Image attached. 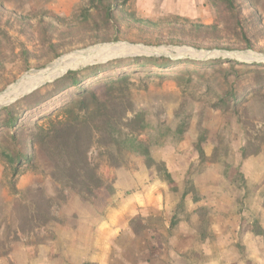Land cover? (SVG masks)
Segmentation results:
<instances>
[{
	"label": "rangeland",
	"instance_id": "obj_1",
	"mask_svg": "<svg viewBox=\"0 0 264 264\" xmlns=\"http://www.w3.org/2000/svg\"><path fill=\"white\" fill-rule=\"evenodd\" d=\"M90 1L0 0V93L20 82L34 81L64 56L74 57L70 66L76 65L80 59L93 62V65L124 59L118 66L102 71L100 77L94 79L89 76L86 80L101 103L107 107H125L126 118L138 112L144 113L150 129L156 130L162 125L172 131L182 125L185 131L182 140L186 134L195 155L194 146L200 135L205 138L201 144L204 151L213 146L211 155L206 156L204 161L201 162L197 154L196 159L189 162L185 174L177 177L179 181L172 180L170 184L156 173L168 191L164 199L168 202L167 208L160 210V207H155L151 203V193L141 189L137 213L134 216L127 213L133 216L127 227L133 233L136 231L138 249H148L146 237L150 230H165L168 222L166 231L170 235L180 222L193 225L189 217L196 211L198 236L203 240L210 231L209 220L218 213H224H213L209 207L194 210L198 207L196 202L206 201L216 194L215 199L231 202L235 211L241 212L253 201L256 184H248L240 170L245 158H250V161L264 158V90L249 94L246 102L236 107L235 115L231 112L232 107L221 106L220 97L233 81H238L236 86L239 91L251 89L255 75L247 69L235 66L233 69L238 71V80L230 76L229 84L225 85L223 79L229 69L227 64L219 67L189 66V70L182 65L173 66L162 69L165 77L159 78L156 74L159 68L131 67L128 59L164 57L173 62L184 59L201 62L229 60L216 55L204 59L201 54L189 50L199 53L249 51L264 55V0H239V11L232 13L213 7L208 0H127L125 5L113 11L109 21L96 10H91L90 16L82 19L81 14L89 7ZM137 19L145 22L137 23ZM195 25L208 28L197 29ZM139 46L171 48L164 52L171 55H180L177 52L180 48L189 50L187 56L174 59L142 52ZM89 48L92 49L87 57L72 54ZM106 59L108 61L102 63ZM229 61L239 62L235 59ZM254 63L264 65L263 62ZM89 66L92 64L88 63L79 70ZM113 70L115 73H112ZM58 72L61 71L57 69L53 73L56 75ZM125 73L129 77L117 85L111 86L109 81H105V77ZM84 74L88 75L87 72ZM51 83L37 89L39 98L35 101L46 100L36 106L42 107L38 112L32 110L25 113L22 128L0 132V149L5 147L11 152H31L29 139L24 135H28L32 122L55 107H75L64 104L69 99L77 101L78 98L71 96L74 92L52 96L54 90ZM166 138L162 146L151 150L157 162H161L157 158L163 151L167 150L166 154L170 157L179 153L177 138L171 134ZM243 147L247 153L245 158L241 157ZM101 153V149L93 146L88 153L89 159L97 167L98 176L113 193L116 170L123 169L131 174L144 168L142 161L136 157H130L125 167L112 168ZM177 160L174 158L176 164ZM252 163L249 164V171L254 173L257 164ZM51 171L50 162L37 147L32 163L23 165L16 175L0 158V264H58L55 259L57 252L67 247L73 250L74 260H81L82 253L75 248L85 241L73 240L71 233L82 232L83 235L82 227L88 217L97 215L93 212L109 216L112 213L109 207L116 208L115 203L127 200L132 194V190H125L119 201H112L111 204L105 198L98 201L95 191L90 196H82L54 182ZM125 181L128 182V178ZM259 183L264 184V176ZM209 186H216V190H211ZM200 187L205 191L201 192ZM184 193V200L181 201V194ZM173 217L177 222L170 228ZM130 243L127 236L120 240L121 249L117 253L121 259L133 260ZM185 259L189 264L202 262L200 254L193 250L185 254ZM115 264H121L120 260Z\"/></svg>",
	"mask_w": 264,
	"mask_h": 264
},
{
	"label": "trees",
	"instance_id": "obj_2",
	"mask_svg": "<svg viewBox=\"0 0 264 264\" xmlns=\"http://www.w3.org/2000/svg\"><path fill=\"white\" fill-rule=\"evenodd\" d=\"M127 0H91L89 7L82 12V19L90 16L91 10L102 13L106 21L112 18L114 10L125 5ZM208 2L218 9L228 12L239 11V0H208ZM137 23L145 21L136 20ZM197 29H207L203 25H195ZM246 39V38H245ZM249 46V42L245 40ZM229 50V48H225ZM124 59L109 61L105 64L92 65L77 71H68L62 77L53 81L50 86L54 90L52 96H57L67 92H74L77 101L68 100L65 105L71 104L75 107H55L48 111L43 117L37 118L32 122L28 131L31 152L9 151L5 147L0 149V158L9 166L13 174L23 165H30L33 161L35 148L45 155L51 164V179L78 195L90 196L95 190L105 188L112 193V189L102 181L97 174V167L90 162L89 151L93 146L102 150V156L106 159L108 165L112 168L125 167L130 157H136L142 161L146 169H154L164 181L173 183L170 174L167 172L163 162H157L151 155V150L155 146H162L166 142V137L171 134L182 140L184 134L183 126L178 125L174 130L162 127L150 129L145 119L144 113H135L131 118H126L125 107H107L101 103L93 91L88 87L86 80L89 76L96 79L100 77L101 72L118 66ZM131 67L146 68L153 66L159 68L156 74L159 78H164V68L173 66H183L184 69L210 66L219 67L227 64L229 69L224 74L223 82L229 84V77L234 76L238 80V71H234L235 66L247 69L249 73L255 75L252 79L251 89L249 91L238 90L236 81H233L229 88L224 90L220 97L222 107H232V113L237 115L236 107L243 105L249 94L264 90V65L255 63H240L237 61L214 59L207 62L193 61L189 59L171 61L164 57H133L128 59ZM84 72H87L86 76ZM171 72V71H169ZM112 73H115L113 70ZM129 74L114 75L105 77V81L113 86L125 81ZM37 90L24 96L8 107L0 109V132L16 130L23 127V122L27 112L38 110L43 99L39 98ZM64 105V106H65ZM27 106V107H26ZM151 130V133H150ZM155 130V131H153ZM205 138L200 135L194 146L199 160L206 159L201 144ZM247 153L244 147L241 149V157L245 158ZM185 193L181 201L184 200ZM173 217L169 227L176 224ZM136 233V231H134Z\"/></svg>",
	"mask_w": 264,
	"mask_h": 264
},
{
	"label": "crops",
	"instance_id": "obj_3",
	"mask_svg": "<svg viewBox=\"0 0 264 264\" xmlns=\"http://www.w3.org/2000/svg\"><path fill=\"white\" fill-rule=\"evenodd\" d=\"M186 136L185 134V139L177 145L179 153L176 157L173 154V157H170L166 154V150V152H161L157 158L165 163V168L173 181H179L177 177L185 174L189 162L195 160L197 156V153L195 155L192 152L193 146ZM212 149L213 146L208 151L203 150L205 156H210ZM174 158L178 159L179 166L174 162ZM252 162L257 164L254 173L249 171V164ZM240 173L248 184H256L252 193L253 201L244 210L240 209L241 212H236L231 202H221L214 198L215 194L206 201L196 202L198 207L194 209L209 207L212 208L213 213H224H218L216 217L209 220L210 231L203 240H200L198 236V217L195 211V214L189 217L193 228L180 222L176 229L170 231L169 235L166 231L167 222L165 230H150L146 237L149 248L143 247L139 250L136 242L137 235L127 227V222L134 216V213H137L141 189L145 188L147 193H151V203L155 207H160V210L167 208L168 202L164 199L168 191L152 168H140L131 174L123 169L116 170L115 183L112 185L114 193L110 194L105 188H99L95 190L94 196L98 201L105 198L110 204L112 201H119L118 198L125 190H132L131 196L127 200L115 203L116 208L109 207L112 211L109 216L93 212L97 215L88 217L84 228L82 227L85 232L83 235H81L82 232L71 233L70 237L73 236V240L85 241L83 244H78V249L75 248L76 251H81L83 256L81 260L73 259V250L69 247L64 251H58L55 259L58 264H115L118 260L121 264H189L185 259V254L193 250L202 257V262L198 264H264V184L259 183L260 178L264 176V158L252 161L250 158H245L241 162ZM144 174L147 175L144 176ZM127 178L128 182L125 181ZM209 188L216 190V186H209ZM200 190L205 191L202 187ZM124 206L125 209H123ZM124 236L131 240L129 248L133 260L128 261L118 256L117 251L121 249L120 240ZM56 249H53L54 252Z\"/></svg>",
	"mask_w": 264,
	"mask_h": 264
},
{
	"label": "water",
	"instance_id": "obj_4",
	"mask_svg": "<svg viewBox=\"0 0 264 264\" xmlns=\"http://www.w3.org/2000/svg\"><path fill=\"white\" fill-rule=\"evenodd\" d=\"M90 49H92V48L86 49L84 51L74 52L72 54H82L85 57H87V55H90V53H89ZM138 49L140 51H142V52H145V53L155 54V55H159V56L160 55H165V56L172 57L174 59H178V58L187 56L186 55L187 51H184V50H186V48H180L183 51V52H181L180 55H177V54L171 55L170 53H164V52H166V50L171 49V48H157V49H153V48H146V47H143V46H139ZM180 49H178V50H180ZM178 50H177V52H179ZM174 51H175V49H174ZM191 52L192 53L201 54V57H203L204 59L209 57L210 55H216V56H219V57H222V58H228L229 60L235 59V60H238L239 62L248 63V64L254 63V62H256V63L257 62H263L264 63V55L255 54V53H252V52H249V51H244V52L220 51V52H216V53H199V52H197L195 50H191ZM261 58H263V59H261ZM59 59H61V58H59ZM107 61H108V59L104 60L102 63H105ZM84 62L85 61L80 62L81 64H78V66H76L74 69H67V70H64V71L60 72L59 74H56L54 77H52L50 79H47L46 81H43L39 85H37L34 88L24 92L22 95H20L17 98H14L13 100H9L13 96V90L9 89V87H8L6 90H4L3 92L0 93V108L7 107L10 104H12V103L16 102L17 100H19L20 98L31 94L32 92H34L38 88L42 87L43 85L55 81L56 79L62 77L68 71H77L80 68L85 67V65H87L88 63H90L92 65L94 64L93 62H87V61L85 63ZM80 65H83V66H80Z\"/></svg>",
	"mask_w": 264,
	"mask_h": 264
},
{
	"label": "bare ground",
	"instance_id": "obj_5",
	"mask_svg": "<svg viewBox=\"0 0 264 264\" xmlns=\"http://www.w3.org/2000/svg\"><path fill=\"white\" fill-rule=\"evenodd\" d=\"M188 50L189 49H186L184 51H188ZM178 51L180 53L183 52L182 49H180ZM189 51H191V50H189ZM73 58L74 57H72V56H68V57L64 56L63 58H61V60L60 59L57 60L58 62L55 65L52 64L49 67V69L43 75L38 76L34 81L20 82V83L14 85L13 87L9 88V89L13 90V96L10 99L13 100L14 98H17L20 95H22L24 92H26V91L34 88L35 86L39 85L43 81H46L47 79L54 77L55 75L53 72L56 71L57 69L62 72V71L67 70V69H74L76 66H78V64H81L80 62H83V61L86 62L85 59H80L78 61V63H76V65L70 66V63L73 61ZM261 59H263V58H261ZM68 66H70V67H68ZM66 67H68V68H66ZM57 74H59V72ZM17 95H19V96H17Z\"/></svg>",
	"mask_w": 264,
	"mask_h": 264
}]
</instances>
